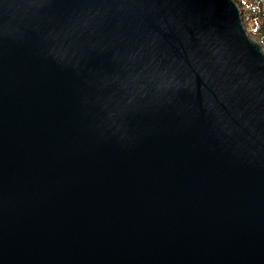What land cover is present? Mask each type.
Wrapping results in <instances>:
<instances>
[{
    "label": "water",
    "instance_id": "water-1",
    "mask_svg": "<svg viewBox=\"0 0 264 264\" xmlns=\"http://www.w3.org/2000/svg\"><path fill=\"white\" fill-rule=\"evenodd\" d=\"M0 264H264L235 0H0Z\"/></svg>",
    "mask_w": 264,
    "mask_h": 264
},
{
    "label": "trees",
    "instance_id": "trees-1",
    "mask_svg": "<svg viewBox=\"0 0 264 264\" xmlns=\"http://www.w3.org/2000/svg\"><path fill=\"white\" fill-rule=\"evenodd\" d=\"M240 6L245 26L264 46V0H235Z\"/></svg>",
    "mask_w": 264,
    "mask_h": 264
}]
</instances>
